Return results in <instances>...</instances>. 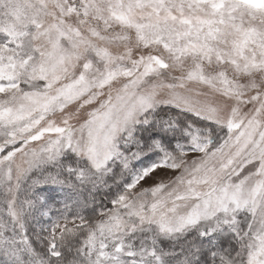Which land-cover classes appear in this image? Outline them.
<instances>
[{
	"label": "snow or ice",
	"instance_id": "snow-or-ice-1",
	"mask_svg": "<svg viewBox=\"0 0 264 264\" xmlns=\"http://www.w3.org/2000/svg\"><path fill=\"white\" fill-rule=\"evenodd\" d=\"M0 264H264V0H0Z\"/></svg>",
	"mask_w": 264,
	"mask_h": 264
}]
</instances>
